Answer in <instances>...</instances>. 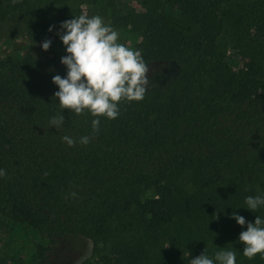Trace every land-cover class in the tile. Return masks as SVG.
I'll list each match as a JSON object with an SVG mask.
<instances>
[{"label":"trees","instance_id":"obj_1","mask_svg":"<svg viewBox=\"0 0 264 264\" xmlns=\"http://www.w3.org/2000/svg\"><path fill=\"white\" fill-rule=\"evenodd\" d=\"M75 1L0 0V27L39 42ZM132 1H84L137 33L149 69L144 99L96 133L68 109L49 125L58 56L0 57V219L35 234L30 264H190L221 248L264 264L242 255L246 225L230 218L264 217L244 204L264 194V0Z\"/></svg>","mask_w":264,"mask_h":264},{"label":"clouds","instance_id":"obj_2","mask_svg":"<svg viewBox=\"0 0 264 264\" xmlns=\"http://www.w3.org/2000/svg\"><path fill=\"white\" fill-rule=\"evenodd\" d=\"M54 26L50 25L49 32ZM57 36L65 48V55L60 63L66 73L52 76V83L57 86L53 93L54 102L58 100L61 114L49 118L50 127L60 129L65 122L64 109L81 115L87 113L93 119L91 128L98 132L100 117L116 119L119 115L120 102L141 101L149 90L148 66L139 50H133L120 41L118 31L105 22L99 15L86 14L74 16L62 21ZM41 48L47 51L51 40H44ZM61 141L72 147L77 140L69 135ZM89 136L79 138L80 145H87ZM0 168V177L5 176ZM75 196V193H71ZM245 209L256 213L264 207V194L245 197ZM230 218L246 230L240 232L238 241L243 244L242 255L248 259L260 254L264 258V217L255 216L248 222L245 217L233 211ZM190 264H236V252L221 250L213 256L205 250L199 256L190 259Z\"/></svg>","mask_w":264,"mask_h":264},{"label":"rangeland","instance_id":"obj_3","mask_svg":"<svg viewBox=\"0 0 264 264\" xmlns=\"http://www.w3.org/2000/svg\"><path fill=\"white\" fill-rule=\"evenodd\" d=\"M85 0H76L74 12L77 16L86 14L88 16L99 15L103 17L106 23L118 31L120 41L127 47L135 50L139 36L128 28L113 25L110 13L104 11L100 6L93 7L84 2ZM133 4L138 6L136 1ZM51 40V46L47 51L42 50L41 43L44 40ZM28 49L33 50L38 56H64L65 48L57 36V28L45 35L41 41L32 43L22 32L10 30L7 25L0 27V57L16 52L22 54ZM152 191H147L145 196H153ZM18 227H12L0 219V264H30L28 259L36 250L38 241L35 234L27 230H17ZM11 229L14 231L11 232ZM3 259H7L4 260Z\"/></svg>","mask_w":264,"mask_h":264}]
</instances>
